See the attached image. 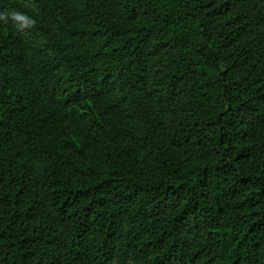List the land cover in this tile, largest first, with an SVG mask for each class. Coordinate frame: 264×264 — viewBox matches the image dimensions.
Wrapping results in <instances>:
<instances>
[{
  "label": "trees",
  "instance_id": "16d2710c",
  "mask_svg": "<svg viewBox=\"0 0 264 264\" xmlns=\"http://www.w3.org/2000/svg\"><path fill=\"white\" fill-rule=\"evenodd\" d=\"M0 264H264V0H0Z\"/></svg>",
  "mask_w": 264,
  "mask_h": 264
},
{
  "label": "clouds",
  "instance_id": "9594fccd",
  "mask_svg": "<svg viewBox=\"0 0 264 264\" xmlns=\"http://www.w3.org/2000/svg\"><path fill=\"white\" fill-rule=\"evenodd\" d=\"M13 16H14L15 18H20V17H19V14H17V13H13Z\"/></svg>",
  "mask_w": 264,
  "mask_h": 264
}]
</instances>
